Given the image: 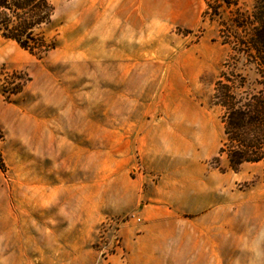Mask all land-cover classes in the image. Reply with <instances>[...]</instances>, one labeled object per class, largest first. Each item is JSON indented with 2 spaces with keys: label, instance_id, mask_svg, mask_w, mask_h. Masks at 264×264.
Masks as SVG:
<instances>
[{
  "label": "rangeland",
  "instance_id": "1",
  "mask_svg": "<svg viewBox=\"0 0 264 264\" xmlns=\"http://www.w3.org/2000/svg\"><path fill=\"white\" fill-rule=\"evenodd\" d=\"M51 1L47 55L0 34V264H191L229 222L230 261L264 264V161L215 162L226 4Z\"/></svg>",
  "mask_w": 264,
  "mask_h": 264
},
{
  "label": "trees",
  "instance_id": "2",
  "mask_svg": "<svg viewBox=\"0 0 264 264\" xmlns=\"http://www.w3.org/2000/svg\"><path fill=\"white\" fill-rule=\"evenodd\" d=\"M240 0L208 2L206 14L222 15L224 4L231 14L221 21V37L230 55L216 81L213 100L220 106L225 139L215 157L238 171L245 163L264 161V0H254L244 10ZM51 0H0V34L34 55L43 57L56 48L37 30L53 20ZM21 86L15 90L20 91ZM4 137L0 129V139Z\"/></svg>",
  "mask_w": 264,
  "mask_h": 264
},
{
  "label": "crops",
  "instance_id": "3",
  "mask_svg": "<svg viewBox=\"0 0 264 264\" xmlns=\"http://www.w3.org/2000/svg\"><path fill=\"white\" fill-rule=\"evenodd\" d=\"M126 8H122L121 10H126ZM134 9V8H132ZM232 214L228 212V221L232 220L231 218ZM253 232L251 233L254 234V236H259L260 238V243L263 245L264 244V221L262 223H259L258 226L252 227ZM213 233L211 235L210 240H204L203 236V230L201 233L196 234V236H201L198 240V238L193 239V234L191 235L189 244L187 246V250L189 251H197L201 252V261L197 260L196 263L192 262L191 264H220V253L223 252L225 254V246H227V257L228 261L227 264H234V261H230V253L235 252L236 249V233H235V227L234 224L229 222L228 227L220 233L218 229H213ZM187 232H189L187 230ZM187 234V236L189 235ZM253 236V235H252ZM255 240V237H253ZM180 246V245H179ZM185 246V245H184ZM185 246V247H186ZM174 248V247H172ZM253 250H256L257 248H252ZM210 253V254H208ZM205 256L207 258H205ZM200 261V262H199Z\"/></svg>",
  "mask_w": 264,
  "mask_h": 264
}]
</instances>
